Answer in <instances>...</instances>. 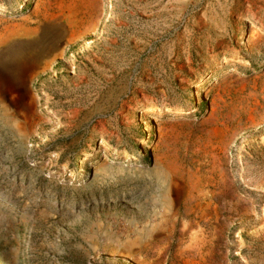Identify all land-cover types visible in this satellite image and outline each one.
Wrapping results in <instances>:
<instances>
[{"label":"rangeland","instance_id":"obj_1","mask_svg":"<svg viewBox=\"0 0 264 264\" xmlns=\"http://www.w3.org/2000/svg\"><path fill=\"white\" fill-rule=\"evenodd\" d=\"M262 27L264 0H0V264H264Z\"/></svg>","mask_w":264,"mask_h":264},{"label":"water","instance_id":"obj_2","mask_svg":"<svg viewBox=\"0 0 264 264\" xmlns=\"http://www.w3.org/2000/svg\"><path fill=\"white\" fill-rule=\"evenodd\" d=\"M101 10V9H100ZM101 16H102V11H99V13L96 14V16H94L93 18V22H92V25L85 29V31L83 32V34L85 36H89V35H92L96 32L97 28H98V24L101 20Z\"/></svg>","mask_w":264,"mask_h":264},{"label":"bare ground","instance_id":"obj_3","mask_svg":"<svg viewBox=\"0 0 264 264\" xmlns=\"http://www.w3.org/2000/svg\"><path fill=\"white\" fill-rule=\"evenodd\" d=\"M251 1V0H250ZM254 2V1H253ZM251 3V2H250ZM249 3V4H250ZM263 5V4H262ZM252 6H253V4H252ZM252 6H250V7H248L249 8V11H253V7ZM97 10V9H96ZM248 11V10H247ZM93 22V21H92ZM92 22L89 24V26L87 27V28H89L91 25H92ZM260 27V26H259ZM86 28V29H87ZM261 32H262V34H264V27H262V29H261ZM258 33V32H257ZM256 33V34H257ZM256 34H254L253 35V37L255 38L254 39V47L253 48H255V47H257V46H255V45H257L259 42H260V38H258L257 37V35ZM177 112H181V110H177ZM230 197V196H229ZM240 207H241V210L243 211L244 210V206L242 205V204H240ZM192 236V238H191V240L192 241H194L195 240V237H197V236H195L196 234H191ZM198 235V234H197Z\"/></svg>","mask_w":264,"mask_h":264}]
</instances>
